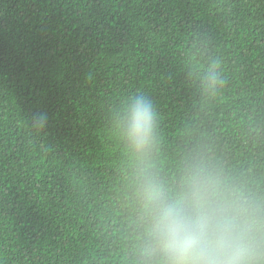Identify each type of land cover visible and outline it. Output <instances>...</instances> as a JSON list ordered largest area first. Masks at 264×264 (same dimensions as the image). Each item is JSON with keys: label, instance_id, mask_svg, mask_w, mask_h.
I'll return each instance as SVG.
<instances>
[{"label": "trees", "instance_id": "trees-1", "mask_svg": "<svg viewBox=\"0 0 264 264\" xmlns=\"http://www.w3.org/2000/svg\"><path fill=\"white\" fill-rule=\"evenodd\" d=\"M199 170L264 207V0H0V264H145L142 186Z\"/></svg>", "mask_w": 264, "mask_h": 264}, {"label": "clouds", "instance_id": "clouds-1", "mask_svg": "<svg viewBox=\"0 0 264 264\" xmlns=\"http://www.w3.org/2000/svg\"><path fill=\"white\" fill-rule=\"evenodd\" d=\"M45 114L33 117L41 130ZM158 128L154 102L142 93L123 104L118 131L127 150L147 156ZM142 222L150 256L145 264H264V207L228 187L218 174L199 170L176 192L148 181Z\"/></svg>", "mask_w": 264, "mask_h": 264}]
</instances>
